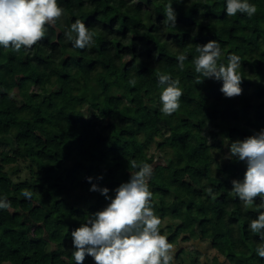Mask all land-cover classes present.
Listing matches in <instances>:
<instances>
[{
	"label": "trees",
	"instance_id": "16d2710c",
	"mask_svg": "<svg viewBox=\"0 0 264 264\" xmlns=\"http://www.w3.org/2000/svg\"><path fill=\"white\" fill-rule=\"evenodd\" d=\"M168 2L59 0L65 15L30 50L0 48V195L10 201L0 210V264H75L72 229L108 203L91 184L114 196L153 142L151 203L169 221L160 225L169 242L207 240L219 259L264 264L261 237L247 228L258 213L231 192L247 165L226 158L228 143L264 128V0H252L250 18L227 16L224 0H172L177 20L165 28ZM76 18L95 33L91 48L66 42L61 25ZM213 39L222 62L241 58L238 96H224L221 81L195 82L196 44ZM176 52L188 56L183 71ZM160 72L183 93L170 116L159 111Z\"/></svg>",
	"mask_w": 264,
	"mask_h": 264
},
{
	"label": "clouds",
	"instance_id": "9594fccd",
	"mask_svg": "<svg viewBox=\"0 0 264 264\" xmlns=\"http://www.w3.org/2000/svg\"><path fill=\"white\" fill-rule=\"evenodd\" d=\"M227 16L238 13L252 17L257 6L252 0H224ZM165 28L174 26L177 13L172 0L164 5ZM65 15L59 0H0V48L25 52L47 35L49 26L60 21ZM63 35L75 49L91 48L95 44V33L80 18L64 26ZM223 51L218 40H209L196 44L195 55L191 63L198 75L195 82L204 78L221 81L220 91L226 97L242 93V75L238 71L241 58L229 54L227 63L221 61ZM175 60L180 71L185 69L188 56L176 52ZM134 83V81H130ZM160 86L159 111L170 116L180 107L182 89L180 81L169 72H160L157 76ZM229 152L226 158L244 161L247 165L242 179L232 180L231 192L245 211L253 206L258 214L248 220L247 228L252 234H259L260 242L255 247V255L264 258V128L242 140L227 144ZM136 170L130 178L113 189L115 195H109V188L92 183L90 191H99L108 203L100 210L86 215L79 227L72 229L71 258L75 264H82L86 255H90L95 264H173L172 244L161 232L160 216L152 203V191L149 180L153 174L152 165L147 162L134 164ZM102 178V177H100ZM89 181L93 178L87 177ZM208 193L213 189L209 187ZM25 199L32 197L31 191L22 193ZM259 195L260 203L254 198ZM10 201L0 195V210H7Z\"/></svg>",
	"mask_w": 264,
	"mask_h": 264
},
{
	"label": "rangeland",
	"instance_id": "374dc122",
	"mask_svg": "<svg viewBox=\"0 0 264 264\" xmlns=\"http://www.w3.org/2000/svg\"><path fill=\"white\" fill-rule=\"evenodd\" d=\"M122 79V77H121ZM103 103V101H102ZM104 105V104H103ZM156 142H153L149 148L148 155L144 158L143 162H152V154H154ZM156 160H160L159 156H156ZM23 164L18 165L16 175H23ZM167 220H163V226L168 225ZM184 252H183V251ZM173 252V264H202L204 261L211 260L215 264H233L226 259H219L216 255V250L212 247L211 243L207 240H193V241H179V244L172 245ZM218 258V259H217Z\"/></svg>",
	"mask_w": 264,
	"mask_h": 264
}]
</instances>
